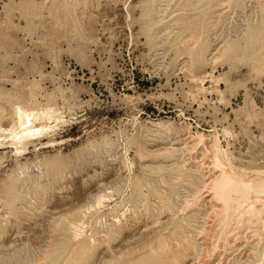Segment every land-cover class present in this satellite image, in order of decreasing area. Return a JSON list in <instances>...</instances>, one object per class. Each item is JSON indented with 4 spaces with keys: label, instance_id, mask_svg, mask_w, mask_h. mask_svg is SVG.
I'll return each mask as SVG.
<instances>
[{
    "label": "rangeland",
    "instance_id": "374dc122",
    "mask_svg": "<svg viewBox=\"0 0 264 264\" xmlns=\"http://www.w3.org/2000/svg\"><path fill=\"white\" fill-rule=\"evenodd\" d=\"M216 170L264 178V0H0V264H264Z\"/></svg>",
    "mask_w": 264,
    "mask_h": 264
},
{
    "label": "bare ground",
    "instance_id": "6f19581e",
    "mask_svg": "<svg viewBox=\"0 0 264 264\" xmlns=\"http://www.w3.org/2000/svg\"><path fill=\"white\" fill-rule=\"evenodd\" d=\"M248 1V0H247ZM260 3V2H259ZM262 4V3H261ZM258 15V14H257ZM255 17V16H254ZM242 38V37H241ZM230 43V42H229ZM199 63L201 64V60L199 61ZM20 114V113H19ZM18 114V115H19ZM28 115V114H27ZM31 116V115H30ZM24 117H25V115L23 114V115H21L20 114V120H21V122H23V121H26L25 119H24ZM28 117H29V115H28ZM27 118V117H26ZM29 119L27 118V121H28ZM29 122V121H28ZM20 123V122H19ZM23 125V123H20V125ZM24 125H25V122H24ZM26 125H27V122H26ZM224 132H226V130L224 131ZM230 132V131H229ZM228 132V130H227V133H225V134H228L229 133ZM230 134H231V132H230ZM25 136V135H24ZM25 138V137H24ZM203 138V137H202ZM21 140V139H20ZM18 141V140H17ZM24 141H25V139H24ZM213 141V140H212ZM22 142V141H21ZM201 142H203V139L202 140H200V142L199 143H201ZM218 142H219V140H218ZM215 144H216V142H215ZM220 144V143H219ZM19 145V144H18ZM22 145V144H21ZM217 152L216 153H219L220 152V150L219 149H217L216 150ZM226 154V153H225ZM216 155L217 154H215V161H216ZM226 156V155H225ZM211 159V158H210ZM212 160V159H211ZM211 164V163H210ZM213 164V163H212ZM204 165V164H203ZM183 166V165H182ZM181 166V167H182ZM199 167V166H198ZM190 169V168H189ZM196 170H199L200 171V169H196ZM203 171V170H202ZM200 173V172H199ZM213 173V172H212ZM217 173V175L215 176V174ZM204 175V174H203ZM205 176V175H204ZM210 176H212L213 177V180L211 181V182H209V183H206V181H205V183H204V187L205 188H208L209 189V194H210V196L212 197L210 200H209V202H207V203H210L211 205V209L209 210V211H206V210H208L207 208H206V210H205V217L207 218V219H209L210 218V220L212 219V221H213V219H215V222L217 221H220L221 223H219V224H222V226L224 227H222V229H224V230H228L229 231V227H230V223L232 222V221H237V222H235V223H238V225H239V223L240 222H242V224H243V222L245 221V217L247 216V215H249V216H251L250 218L252 219V218H254V219H256V221H258V219H259V216H260V214H261V210L259 209V205L262 203V205L264 204V201H261V200H263L261 197H263L264 196V178H262V179H258L255 183H251L250 181H245V180H238V179H236L234 176H232L231 174H228V173H226L224 170H216V171H214V173L212 174V175H210ZM238 176V175H237ZM202 177V176H201ZM204 178V177H203ZM201 179L202 181L203 180H205V178L204 179ZM208 178V177H207ZM239 178V177H238ZM181 179V178H180ZM208 180V179H207ZM156 189V188H155ZM203 190H205V189H203ZM207 190V189H206ZM7 191H9V190H7ZM201 192H202V190H201ZM9 194H11V192L9 193ZM12 195V194H11ZM195 197V196H194ZM193 198V197H192ZM195 198H197V197H195ZM264 198V197H263ZM102 198H100V200H101ZM7 200H8V198H7ZM186 206V205H185ZM204 206V205H203ZM208 206V205H207ZM264 206V205H263ZM187 208V207H186ZM204 208V207H203ZM185 209V208H184ZM205 209V208H204ZM203 210V209H202ZM201 210V211H202ZM186 211V210H185ZM203 212H204V210H203ZM187 214H188V212H187ZM186 214V215H187ZM198 216V215H197ZM203 216V215H202ZM201 216V217H202ZM204 217V216H203ZM199 218V217H198ZM261 218V217H260ZM249 219V218H248ZM210 220H207V221H210ZM174 221V220H173ZM170 222V221H169ZM217 222H216V224H217ZM245 223V222H244ZM257 223V222H256ZM262 223V222H261ZM174 224V223H173ZM203 224H205V223H203ZM233 224V223H232ZM250 224V223H249ZM258 224V223H257ZM218 225V224H217ZM237 225V226H238ZM241 225V224H240ZM263 225H264V222H263ZM201 226H203V225H201ZM205 226V225H204ZM236 226V227H237ZM244 226V225H243ZM168 227H169V225H168ZM167 227V228H168ZM216 227V226H215ZM234 227V226H233ZM119 228H122V226L121 227H119ZM167 228H165L166 230H168ZM176 228V227H175ZM211 228V226L209 227V229ZM213 228V227H212ZM250 228V227H249ZM118 229V228H117ZM155 229V228H154ZM179 229H180V226H179ZM203 229V228H202ZM207 230V229H205V230H203V234H205V235H203L204 237H208V236H210L211 235V230ZM221 229V230H222ZM79 230V229H78ZM111 230V229H110ZM114 230V229H113ZM197 230V229H196ZM217 230H218V228H217ZM220 230V231H221ZM224 230H223V232H224ZM234 230V229H233ZM119 231V230H118ZM174 231H175V229H174ZM108 232V231H107ZM122 232V231H121ZM199 232V231H198ZM222 232V231H221ZM111 233V232H110ZM113 233V232H112ZM123 233V232H122ZM225 233V232H224ZM227 233V232H226ZM114 234H116L115 232H114ZM181 234V233H180ZM221 234V233H220ZM227 234H229V232L227 233ZM102 235V234H101ZM117 235V234H116ZM201 235H202V233H201ZM200 235V236H201ZM213 235V234H212ZM107 236V235H106ZM105 236V237H106ZM158 237H159V235H157ZM194 236H196V234L194 235ZM203 236L201 237L202 239H204L203 238ZM227 236V235H226ZM174 235L173 234H171L169 237H168V239H165V241H160V239H159V244H158V247H159V249L160 248H163V246H165V248L166 249H168V250H170V252H171V254H170V252H168V254H167V258L165 259V260H163V264H178V263H180V261L183 259V258H185V257H187L189 254H190V252H191V250L193 251V249H192V247H191V245H192V243H191V245H190V243H188V242H185L184 244H181V242H179V240L178 239H174ZM222 237V236H221ZM223 237H225V236H223ZM239 237V236H238ZM164 238V237H163ZM181 238V237H180ZM231 238V237H230ZM237 238V237H236ZM156 239V238H155ZM184 239V238H183ZM183 239H181V240H183ZM229 239V238H228ZM154 240V239H153ZM157 240V239H156ZM162 240H164V239H162ZM185 240V239H184ZM183 240V241H184ZM193 240V239H192ZM223 240V239H222ZM176 242V244H175V246L173 245V242ZM204 241V240H203ZM206 241V240H205ZM228 241V240H227ZM232 241V240H231ZM231 241L230 242H228V243H231ZM236 241V240H235ZM131 242V241H130ZM191 242V241H190ZM193 242V241H192ZM210 242V241H209ZM209 242H208V244H209ZM219 242V241H218ZM224 242V241H223ZM94 244H95V242H93ZM194 243V242H193ZM91 244V243H90ZM195 244H197V243H195ZM151 245V244H150ZM155 245V244H154ZM153 245V246H154ZM203 245H204V243H203ZM211 245V244H210ZM85 246H86V244H85ZM121 246V245H120ZM220 246V245H219ZM83 247V246H82ZM94 247V246H93ZM148 247H150L149 245H148ZM197 247H199L200 248V246L198 245ZM86 248V247H85ZM123 248V247H122ZM152 248V247H151ZM79 249H80V247H79ZM95 249V248H94ZM135 249V248H134ZM206 249H208V247L206 248ZM82 250V254H83V248L81 249ZM92 250V249H91ZM128 250V249H127ZM130 250H133L132 248H130ZM254 250V249H253ZM88 251V250H87ZM120 251V250H119ZM197 251V250H196ZM85 252H86V249H85ZM90 252V251H89ZM125 252H130V251H125ZM132 252V251H131ZM156 252V251H155ZM154 252V253H155ZM160 252H161V250H160ZM91 253V252H90ZM192 253V252H191ZM197 253V252H196ZM76 254V253H75ZM78 254H79V252H78ZM126 254V253H125ZM195 254V253H194ZM193 254V255H194ZM74 255V254H73ZM86 255H88L87 253H86ZM127 255V254H126ZM133 255H134V253H133ZM75 256V255H74ZM121 256V255H120ZM119 256V257H120ZM132 256V255H131ZM130 256V257H131ZM189 256H191V255H189ZM81 257H84V256H81ZM122 257V256H121ZM71 258V257H70ZM86 258V257H85ZM89 258H90V255H89ZM125 258H126V256H125ZM201 258H202V256H201ZM206 258V257H205ZM72 259V258H71ZM119 259H121V258H119ZM83 260H84V258H83ZM83 260L81 261V263L83 262ZM130 260V259H129ZM69 261V260H68ZM184 261V260H183ZM200 261V260H199ZM75 262L76 263H79L80 262V259H77V260H75ZM74 262V263H75ZM85 262H86V260H85ZM222 262V261H221ZM80 263V264H81ZM195 263V262H194ZM222 264V263H221Z\"/></svg>",
    "mask_w": 264,
    "mask_h": 264
}]
</instances>
